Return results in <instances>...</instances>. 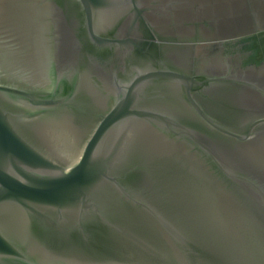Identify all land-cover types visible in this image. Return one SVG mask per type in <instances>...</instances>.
Returning a JSON list of instances; mask_svg holds the SVG:
<instances>
[{
	"label": "water",
	"instance_id": "water-1",
	"mask_svg": "<svg viewBox=\"0 0 264 264\" xmlns=\"http://www.w3.org/2000/svg\"><path fill=\"white\" fill-rule=\"evenodd\" d=\"M260 32L264 0H0V264H264Z\"/></svg>",
	"mask_w": 264,
	"mask_h": 264
},
{
	"label": "flooded vegetation",
	"instance_id": "flooded-vegetation-1",
	"mask_svg": "<svg viewBox=\"0 0 264 264\" xmlns=\"http://www.w3.org/2000/svg\"><path fill=\"white\" fill-rule=\"evenodd\" d=\"M255 35L257 36V40H258L259 47H260V50H261V54H262L263 61H264V32H260V33H257ZM251 36H253V35H251ZM246 37H249V36H246ZM246 37H242V38H246ZM242 38H238V39H242ZM238 39L227 40V41H224V42L234 41V40H238ZM216 43H222V42L219 41V42H216Z\"/></svg>",
	"mask_w": 264,
	"mask_h": 264
}]
</instances>
